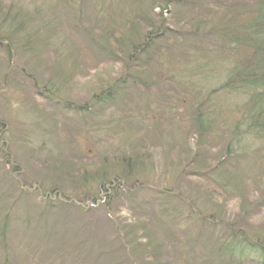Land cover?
I'll return each mask as SVG.
<instances>
[{
	"label": "rangeland",
	"instance_id": "rangeland-1",
	"mask_svg": "<svg viewBox=\"0 0 264 264\" xmlns=\"http://www.w3.org/2000/svg\"><path fill=\"white\" fill-rule=\"evenodd\" d=\"M158 1L0 0L12 49L10 60L0 49V118L22 184L76 196L88 166L154 154L138 176L149 188L83 212L24 192L0 156V264H236L219 258L230 235L264 232V141L231 140L244 98L210 94L227 64L217 39L188 27L209 3L248 16L252 0H172L165 35L123 72L127 42L141 41ZM193 60L216 67L191 76ZM113 72L127 77L117 95L90 102ZM200 114L215 123L203 135ZM193 208L201 215L186 218Z\"/></svg>",
	"mask_w": 264,
	"mask_h": 264
},
{
	"label": "trees",
	"instance_id": "trees-1",
	"mask_svg": "<svg viewBox=\"0 0 264 264\" xmlns=\"http://www.w3.org/2000/svg\"><path fill=\"white\" fill-rule=\"evenodd\" d=\"M171 2L172 0H159L157 5L160 12L154 16L155 22L148 20L146 31L141 34L143 37L141 41L139 43L127 42L128 55L122 64L121 70L123 72H128V69L138 62L139 57L146 55L165 35L168 27L163 14L167 13V8ZM208 5H210L209 14L205 17L207 19L203 16L190 18L188 27L190 34L197 39H217L222 61L227 64V69L225 68V72H223L222 82L210 94L224 92L244 98L241 110H239L240 115L237 113V117L233 118L231 140L238 141L244 135H251L264 141V0H252V9L248 16L236 12L235 7L224 6L217 2ZM5 24L6 20L3 19L0 25V49L4 50L10 60L12 58L11 42H8L10 30L4 29ZM15 26L12 31H20L24 24L20 22ZM203 62L201 65L200 62H196V66H193L194 60L192 65L189 63L188 74L192 76L204 73L205 75L214 71L215 64L209 61ZM133 76L135 75L133 74ZM133 76H131L132 79H134ZM125 79H127L126 76H117V73L113 72L112 80L104 82L99 88L100 90L90 96V102L95 104L113 100L117 95L119 84L125 82ZM74 109L81 111L86 108L83 106ZM195 124L200 135L208 133L215 125L213 120L205 121L204 114L196 117ZM5 131L6 126L0 118V156L4 163L10 167L11 174L21 189L26 193L37 194L41 201L47 205L59 202L75 207L82 212L96 205H102L109 210L118 198L149 188L148 183H142L138 179L141 171L140 165L146 161L153 162L154 154L144 151L138 155L134 153L125 154L114 160L110 167L98 168L94 165L86 167L87 169L81 179L83 186L79 188L76 196L56 186L46 189L34 184L31 186L24 185L19 180L21 173L19 166L12 160L4 138ZM35 184L37 185V183ZM199 215L201 212L193 208L186 218ZM206 219H210L214 223L217 221L213 216H204L203 221L209 222ZM7 223L8 217L5 215L0 226L1 238H5ZM230 239L231 241L221 248L219 258L227 259L229 263L234 262L236 264H244L246 261L250 262L256 258L255 261L262 264L264 259V232L252 234L251 237L235 232V235H230ZM250 254H253L252 257L254 258H251Z\"/></svg>",
	"mask_w": 264,
	"mask_h": 264
}]
</instances>
